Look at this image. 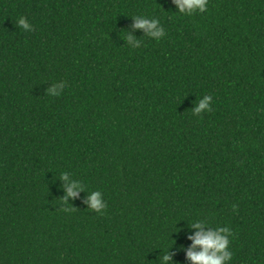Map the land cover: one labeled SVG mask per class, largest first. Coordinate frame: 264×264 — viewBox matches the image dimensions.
<instances>
[{"label":"trees","instance_id":"1","mask_svg":"<svg viewBox=\"0 0 264 264\" xmlns=\"http://www.w3.org/2000/svg\"><path fill=\"white\" fill-rule=\"evenodd\" d=\"M197 220L264 264V0H0V264H192Z\"/></svg>","mask_w":264,"mask_h":264},{"label":"clouds","instance_id":"2","mask_svg":"<svg viewBox=\"0 0 264 264\" xmlns=\"http://www.w3.org/2000/svg\"><path fill=\"white\" fill-rule=\"evenodd\" d=\"M177 12L183 15H192L195 12L204 13L207 11L209 0H173ZM16 26L23 31H33V25L29 22L27 17H20ZM135 29L144 30L150 38L160 41L166 36L165 29L161 26L159 19L147 18L145 16H138L134 23ZM126 40L133 47H140V41L135 40L134 37L127 34ZM67 85L64 83L53 84L48 90V95L59 97L62 95L64 88ZM213 97L205 95L201 98L193 113L201 115L203 112H211ZM60 178L67 183L66 197L64 203H67L68 198H75L79 195L80 191L84 190V184L78 180H72L67 172L61 173ZM86 203L89 208L97 213H102L106 208V202L103 198L101 191H92L87 197ZM236 205H233V210H236ZM66 212L71 211V205L64 209ZM206 222L197 220L192 223V228L199 229L189 239L193 241L190 248L186 251L187 258L192 264H230L233 259V252L230 250L231 239L234 238L233 232L230 227H209L205 230ZM172 257L165 254L162 257V264H168Z\"/></svg>","mask_w":264,"mask_h":264}]
</instances>
